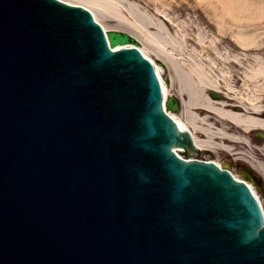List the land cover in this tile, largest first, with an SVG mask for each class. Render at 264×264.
<instances>
[{
  "label": "water",
  "instance_id": "water-1",
  "mask_svg": "<svg viewBox=\"0 0 264 264\" xmlns=\"http://www.w3.org/2000/svg\"><path fill=\"white\" fill-rule=\"evenodd\" d=\"M108 39L85 9L0 0V264H264L246 185L172 153L151 65Z\"/></svg>",
  "mask_w": 264,
  "mask_h": 264
},
{
  "label": "rangeland",
  "instance_id": "rangeland-1",
  "mask_svg": "<svg viewBox=\"0 0 264 264\" xmlns=\"http://www.w3.org/2000/svg\"><path fill=\"white\" fill-rule=\"evenodd\" d=\"M114 1L122 4L123 7L131 6L135 13H140L143 21H135L133 16L125 11L123 16L132 26L119 24L118 17L113 15H110L109 19L104 20L103 23L110 29H117L139 37L140 47L157 65L165 82L166 77H170L171 71L161 60L164 54H167L176 64L183 66L185 62H190L188 58H195L222 85L229 82L233 90L221 85V89L230 96V98H225L228 102L244 101L247 104L253 100L264 106V13H251L247 7L248 10H244L241 14V21L244 22L241 30L251 37L250 41H243L241 44V41L231 37L234 36V32L238 31L236 25L230 29H226L231 27L228 23L226 26L220 25L218 15L210 8V11L207 9L208 6H214L209 0ZM249 2L250 0H245L241 5ZM227 19L231 20L229 17ZM166 35L169 37H165ZM150 38L156 39L158 43H151ZM155 46L162 49L156 50ZM256 69L261 70H257L258 74L254 75ZM168 84L171 86L170 80ZM260 115L261 118L264 117V110ZM254 131L250 132L246 144L226 142L232 145L230 156L226 161L235 174L236 171L232 166L239 163L242 166H249L257 175L260 179L261 192L257 189L256 191L264 209V174L254 166L257 162L264 164V138L258 139ZM206 150H208L205 152L207 154L201 152L203 157L217 160L224 158L221 153L225 150L221 145L215 149Z\"/></svg>",
  "mask_w": 264,
  "mask_h": 264
},
{
  "label": "bare ground",
  "instance_id": "bare-ground-1",
  "mask_svg": "<svg viewBox=\"0 0 264 264\" xmlns=\"http://www.w3.org/2000/svg\"><path fill=\"white\" fill-rule=\"evenodd\" d=\"M64 1L72 4H81L86 7L92 12L94 18L98 22L101 21L103 23L104 20L109 19L110 15H113L118 17L117 22H119V24L122 23L125 26H132L123 16L125 11H128V13L133 16L135 21H143L140 13H135L131 6L123 7L122 4L114 0H78L77 2L74 0ZM209 1H211L210 3L213 4L215 8L214 6H208L207 9L209 11L211 9L213 13L218 15L217 18L219 17L220 25L224 24L226 26L228 23L231 27H227L226 29H230L236 25L235 27L238 31H236L237 33L234 32V36H231L232 38L241 41V44L243 41L251 40V37L245 35L246 33H243L241 30L244 23L241 21V14L244 13V10H248L247 7H249V11H251V13H264V0H250L249 3H245L243 5L241 4L245 0ZM228 17L231 20L227 19ZM101 25L104 30L110 31L109 26L105 23ZM165 37L168 38L169 36L166 35ZM128 38H132L133 41H127L125 44L119 43V45L135 46L137 44L134 41H141L139 37L133 34L132 36L128 35ZM150 39L151 43H158L156 39ZM241 44L239 43V45ZM160 48L155 46L156 50H159ZM139 49L145 56H147L143 48ZM189 55L192 56L193 54L189 53ZM188 59L190 62H185V66H183L176 64L175 61L169 58L167 54H164V56L161 57L163 64L168 66L171 71V75L169 77L171 86L163 81L157 66L156 72L160 79L162 91L165 97L174 96L173 94L175 93H171L172 89H175L180 97L185 96V99L182 100L181 113L171 112V115L181 129L191 131L194 136L195 146L201 148H215L221 145L224 149L230 150L232 145L231 143L228 144L226 142L233 141L246 144L248 142V136L252 130H264V117L261 118L260 115L264 110L263 105L253 100L247 104L244 103V101H238L236 103L228 102L225 98H230V96L226 91L221 89V87L224 86L229 90H233L232 86L229 85V82H225L222 85L221 82L217 80L216 77H213L211 73H209V70H206V68L202 64H199L195 58ZM257 70L260 71L261 69H256L254 75L258 74ZM201 112L203 114H201ZM181 118H183V121ZM201 134L203 136H201ZM254 166L260 169V171L264 174V164L257 162V164L254 163ZM252 190L254 191L253 187Z\"/></svg>",
  "mask_w": 264,
  "mask_h": 264
},
{
  "label": "flooded vegetation",
  "instance_id": "flooded-vegetation-1",
  "mask_svg": "<svg viewBox=\"0 0 264 264\" xmlns=\"http://www.w3.org/2000/svg\"><path fill=\"white\" fill-rule=\"evenodd\" d=\"M181 152H182V154L185 155V156H189V155L191 154L190 152L187 153L186 150H183V151H181ZM197 156H199V155H197Z\"/></svg>",
  "mask_w": 264,
  "mask_h": 264
}]
</instances>
